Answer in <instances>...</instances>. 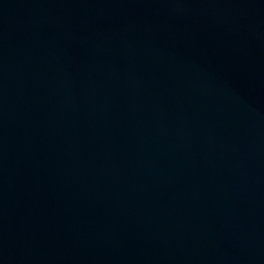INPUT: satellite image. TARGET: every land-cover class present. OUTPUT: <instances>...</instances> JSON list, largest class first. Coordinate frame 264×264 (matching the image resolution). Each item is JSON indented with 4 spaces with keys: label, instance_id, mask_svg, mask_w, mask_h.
<instances>
[{
    "label": "water",
    "instance_id": "obj_1",
    "mask_svg": "<svg viewBox=\"0 0 264 264\" xmlns=\"http://www.w3.org/2000/svg\"><path fill=\"white\" fill-rule=\"evenodd\" d=\"M0 264H264V0H0Z\"/></svg>",
    "mask_w": 264,
    "mask_h": 264
}]
</instances>
